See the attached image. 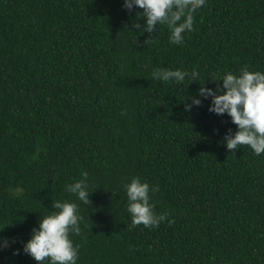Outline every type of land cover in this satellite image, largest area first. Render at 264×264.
I'll use <instances>...</instances> for the list:
<instances>
[{"label": "trees", "instance_id": "trees-1", "mask_svg": "<svg viewBox=\"0 0 264 264\" xmlns=\"http://www.w3.org/2000/svg\"><path fill=\"white\" fill-rule=\"evenodd\" d=\"M142 12L0 0V264H38L22 246L58 200L83 216L77 264H264V154L228 150L237 126L198 97L228 72H264V0H206L180 45L167 25L143 31ZM164 68L199 76L154 80ZM82 173L89 205L65 187ZM133 177L159 187L154 211L173 223L132 226Z\"/></svg>", "mask_w": 264, "mask_h": 264}, {"label": "clouds", "instance_id": "clouds-1", "mask_svg": "<svg viewBox=\"0 0 264 264\" xmlns=\"http://www.w3.org/2000/svg\"><path fill=\"white\" fill-rule=\"evenodd\" d=\"M206 4V0H123V6L132 10L143 9L137 16L145 19L143 31L151 32L157 25H167L170 29L169 41L180 45L185 39V33L191 32L194 25L193 13ZM134 28L140 25L134 24ZM153 79L175 83H183L186 79L195 81L199 73L195 70L155 69ZM222 84L215 90L204 87L198 89V97L211 98L209 111L216 115L227 114L231 122L237 126L233 132L229 129L224 135L226 148L236 151L240 146H249L256 155L264 154V72L250 71L243 68L238 74L228 72L219 80ZM192 97L190 104H185V110L200 106L202 99ZM66 191L74 194L76 199L85 205L90 203V184L88 174L82 173V178L67 184ZM127 196V212L131 216L133 227H157L168 219L167 213L157 214L155 205L151 202L150 192L159 191L158 186H150L140 177H133L124 185ZM53 207L57 210L43 216L38 227L33 228L30 238L24 242L22 250L31 256L38 264H77L79 259L78 245H74L71 235H79L83 216L75 201H56ZM9 241L0 237V250L7 247Z\"/></svg>", "mask_w": 264, "mask_h": 264}]
</instances>
